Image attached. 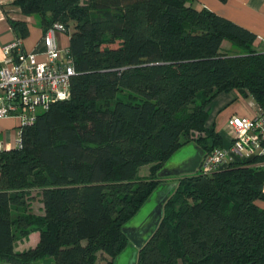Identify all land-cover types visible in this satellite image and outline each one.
<instances>
[{
	"label": "trees",
	"instance_id": "16d2710c",
	"mask_svg": "<svg viewBox=\"0 0 264 264\" xmlns=\"http://www.w3.org/2000/svg\"><path fill=\"white\" fill-rule=\"evenodd\" d=\"M13 2L44 32L65 26L77 74L71 97L23 129L22 147L0 151V262L115 264L132 245L126 225L162 188V214L134 264H264L262 159L185 174L165 189L159 176L186 145L204 155L225 145L208 124L218 95L244 90L264 106L257 35L194 0ZM11 23L28 35L25 20ZM225 40L239 50H224ZM33 229L37 246L17 251V230Z\"/></svg>",
	"mask_w": 264,
	"mask_h": 264
},
{
	"label": "built area",
	"instance_id": "2783aa9c",
	"mask_svg": "<svg viewBox=\"0 0 264 264\" xmlns=\"http://www.w3.org/2000/svg\"><path fill=\"white\" fill-rule=\"evenodd\" d=\"M65 26L54 23L43 33V60L38 53L25 50L22 39L16 38L3 47L0 60V117L19 120L16 148L22 147L26 126L37 121L39 113L71 97L72 79L77 74L69 48L61 47L57 33ZM230 142L204 155L198 170L211 173L232 162L262 159L264 166V106L252 116L233 115L229 121ZM4 145L0 142V151Z\"/></svg>",
	"mask_w": 264,
	"mask_h": 264
},
{
	"label": "crops",
	"instance_id": "0c3cea01",
	"mask_svg": "<svg viewBox=\"0 0 264 264\" xmlns=\"http://www.w3.org/2000/svg\"><path fill=\"white\" fill-rule=\"evenodd\" d=\"M14 0H0V60L3 59V47L15 40L17 32L12 26L11 21L25 20L28 25L29 33L25 38H22L23 47L25 50L34 51L38 53L39 60L44 59L42 54L45 47L42 43V36L44 29L41 27L38 19L34 16H26L22 13L19 6L14 4ZM197 7H205L218 15H221L231 21L248 28L253 31L257 38L254 42L256 49L264 52V0H194ZM57 37L61 47L69 48L70 36L62 33H57ZM225 42V41H224ZM223 42V43H224ZM223 46V45H222ZM250 99L251 101H247ZM259 104L255 99L244 90H235L230 93H221L210 104V118L208 124L214 126L223 137L225 135V143L228 145L229 138V121L233 115L252 116L256 114ZM19 120L15 117H0V142L4 145V150H11L16 148L18 138ZM227 137V140H226ZM181 150V149H180ZM179 150V151H180ZM198 150H202L195 145L192 146V151L180 158L178 164L179 170L173 168L174 164L171 162L168 167L167 175L162 176L164 179V186L171 187V184L177 180L178 177L185 175L181 172L188 167L191 159L196 155ZM178 151V152H179ZM177 153V152H176ZM175 155V154H174ZM172 160V158L170 159ZM167 164V163H166ZM173 164V165H172ZM166 166V165H165ZM164 166V167H165ZM172 166V167H171ZM164 169V168H163ZM31 208L36 214H43L44 207L41 201L40 191L34 189L31 191ZM165 198L159 196L153 212L148 217L149 221H144L138 226H129L132 228H139L143 231H151L155 227L160 215L159 210H162V203ZM264 206V202L262 201ZM16 213H13V217ZM40 241V232L38 230H31L28 236H23L17 230V239L15 242V249L17 251H24L37 246ZM132 246L137 247L133 242ZM0 264H10L0 262ZM34 264H55L53 258H44L36 261ZM131 264V263H130Z\"/></svg>",
	"mask_w": 264,
	"mask_h": 264
},
{
	"label": "rangeland",
	"instance_id": "374dc122",
	"mask_svg": "<svg viewBox=\"0 0 264 264\" xmlns=\"http://www.w3.org/2000/svg\"><path fill=\"white\" fill-rule=\"evenodd\" d=\"M34 18H36V20L38 19L37 17L34 16ZM71 29H73V27L71 26ZM60 33L66 35V31L63 32L61 31ZM223 49L224 50H229L230 52H236L235 50H239V48L237 46H233L231 42L225 40V42L223 43ZM128 92H124V93H120L118 94L119 97H122L124 95H127ZM247 101H251L250 99H247ZM227 140V137H226ZM224 141H225V135H224ZM192 146L191 144L184 146L179 152H177L173 157H172V163L174 164L173 168L175 170H179L180 169V165L178 164V161L180 160V158H183L184 155L188 154L190 151H192ZM172 164V165H173ZM150 166L151 165H144L140 168L139 171V175L141 177L144 176H149L150 174ZM172 167V166H171ZM162 188H159L150 198V200H148L144 206L140 209V211L137 213V215L128 222V224L126 225V227L129 226H138L139 224L143 223L144 221H149L148 217L150 216V214L153 212L155 205L157 203V201L159 200V196H162V194L166 193V190L161 191ZM161 191V192H160ZM135 246L130 245L128 248H126V250L116 259V263L115 264H134L135 260H136V251H135ZM103 261L100 259L98 264H102Z\"/></svg>",
	"mask_w": 264,
	"mask_h": 264
},
{
	"label": "water",
	"instance_id": "95a60500",
	"mask_svg": "<svg viewBox=\"0 0 264 264\" xmlns=\"http://www.w3.org/2000/svg\"><path fill=\"white\" fill-rule=\"evenodd\" d=\"M204 157V151L203 150H198L196 155L191 159L190 164L188 165V167H186V169H184L181 174H190V173H195L198 170V167L202 161ZM172 160H169L166 164V166L164 167V169H162V171L159 173V176H165L167 175V171H168V167L170 166ZM159 215L161 216L162 214V210L158 211ZM157 224V223H156ZM149 229H147V231H143L142 229H137V228H132V227H125V231L127 232L129 239L131 240V242L135 243L137 245V247H140L144 241L146 240L147 235L149 234L150 231H148Z\"/></svg>",
	"mask_w": 264,
	"mask_h": 264
},
{
	"label": "bare ground",
	"instance_id": "6f19581e",
	"mask_svg": "<svg viewBox=\"0 0 264 264\" xmlns=\"http://www.w3.org/2000/svg\"><path fill=\"white\" fill-rule=\"evenodd\" d=\"M198 171V170H197Z\"/></svg>",
	"mask_w": 264,
	"mask_h": 264
}]
</instances>
